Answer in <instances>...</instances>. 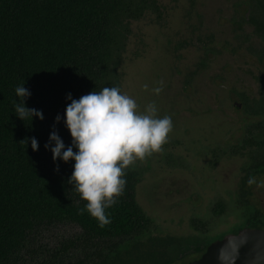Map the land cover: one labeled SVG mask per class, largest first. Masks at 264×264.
Segmentation results:
<instances>
[{"label": "trees", "instance_id": "obj_1", "mask_svg": "<svg viewBox=\"0 0 264 264\" xmlns=\"http://www.w3.org/2000/svg\"><path fill=\"white\" fill-rule=\"evenodd\" d=\"M148 11L160 16L159 0H0V264H24L40 231L55 226L79 232L39 264H185L186 239L154 235L137 201V169L127 171L124 194L106 210L111 223L100 228L87 212L78 214L86 202L68 183L75 161L54 162L44 147L54 125L65 146L72 143L64 123L67 94L79 99L116 87L130 26ZM24 81L31 92L25 106L42 111L43 120L15 114V88ZM31 137L39 144L35 152L30 139L21 143ZM224 209L218 201L213 212Z\"/></svg>", "mask_w": 264, "mask_h": 264}, {"label": "rangeland", "instance_id": "obj_2", "mask_svg": "<svg viewBox=\"0 0 264 264\" xmlns=\"http://www.w3.org/2000/svg\"><path fill=\"white\" fill-rule=\"evenodd\" d=\"M223 0H159V16L148 11L130 26V34L118 68L116 87L132 96L143 108L154 101L158 115H168L173 131L163 152L154 154L132 167L142 178L137 185V201L154 222V235H170L188 241V252L181 263L195 256L192 220H205L211 235L225 233L239 224L230 207L223 218L213 212L217 201L231 205L232 190L243 176L237 163H221L211 169L204 152L233 119L227 111L228 94L219 84L226 77L220 64L208 67L205 44L208 32L216 31L222 23ZM256 80L244 73L228 77ZM246 79V80H247ZM163 81V91L156 95L152 89ZM148 85L145 91L143 85ZM221 102L225 105H221ZM213 135V136H211ZM179 156L182 162L170 166L167 155ZM165 156V157H164ZM201 198V202L196 205ZM79 230L70 226L47 227L40 231L25 254L24 264H39L47 252H53L63 240ZM187 251V250H186ZM33 252V253H31ZM191 254V255H190Z\"/></svg>", "mask_w": 264, "mask_h": 264}, {"label": "clouds", "instance_id": "obj_3", "mask_svg": "<svg viewBox=\"0 0 264 264\" xmlns=\"http://www.w3.org/2000/svg\"><path fill=\"white\" fill-rule=\"evenodd\" d=\"M24 84L25 81L15 88L19 98V102L13 101L15 114L23 121H32L34 116L43 120L42 111L25 106L31 92ZM159 85L152 89L156 95L163 91V81ZM143 88L148 91L147 84ZM66 99L71 102L66 106L64 123L72 143L66 147L54 125L44 147L50 148L54 162L75 161L68 183L73 185L80 200L86 202L84 207H78V214L87 212L98 221L100 228H104L111 223L106 210L124 194L127 171L137 161L144 162L163 152L173 131V121L168 115H158L154 101L141 108L132 96L115 86L90 91L79 99H73L69 93ZM60 120L58 114L56 124ZM29 139L32 150L37 151L39 144L35 137L25 138L21 143L27 145ZM53 142L54 146L50 147ZM247 184L264 189V178L250 176Z\"/></svg>", "mask_w": 264, "mask_h": 264}, {"label": "flooded vegetation", "instance_id": "obj_4", "mask_svg": "<svg viewBox=\"0 0 264 264\" xmlns=\"http://www.w3.org/2000/svg\"><path fill=\"white\" fill-rule=\"evenodd\" d=\"M220 16L222 23L217 32H208L205 53L208 67L217 60L221 63L222 77L226 79L219 86L227 92L229 102V106L223 109L224 115L232 111L233 119L215 136L217 138L210 139L211 144L204 154L211 169L223 162H238L242 167L243 176L232 190V204L219 200L224 202L225 209L220 214L214 213L223 218L231 207L233 217L240 223L223 234L211 235L210 224L194 219L197 228L191 225L197 237L192 240V247L194 251L199 248L204 252L192 261L199 259L209 245L229 233H238L245 228L264 230V189L247 184L250 176L264 178V174L251 170L264 168V0H223ZM238 72L250 77L255 75L256 80L228 78ZM221 105L225 103L221 102ZM166 158V164L170 166L182 162L179 156L171 153ZM198 202L201 198L193 204Z\"/></svg>", "mask_w": 264, "mask_h": 264}, {"label": "water", "instance_id": "obj_5", "mask_svg": "<svg viewBox=\"0 0 264 264\" xmlns=\"http://www.w3.org/2000/svg\"><path fill=\"white\" fill-rule=\"evenodd\" d=\"M187 264H264V230L245 228L229 233Z\"/></svg>", "mask_w": 264, "mask_h": 264}]
</instances>
